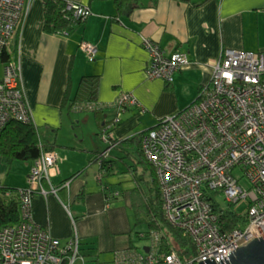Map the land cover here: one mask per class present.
I'll return each instance as SVG.
<instances>
[{
	"label": "crops",
	"instance_id": "obj_1",
	"mask_svg": "<svg viewBox=\"0 0 264 264\" xmlns=\"http://www.w3.org/2000/svg\"><path fill=\"white\" fill-rule=\"evenodd\" d=\"M68 1L87 4L93 10L71 33L46 32L43 1L34 0L18 27L19 34L12 37L19 40L16 57L33 122L41 142L57 153L52 180L60 186L59 196L50 193L46 198L37 192L33 213L64 244L78 232L85 259L77 261L86 264V256H91L100 264L108 258L117 262L119 251L137 240L133 235L131 188L136 185L135 173L141 169L132 167L137 164L132 139L156 126L162 117L193 102L200 88L211 80L212 63L225 47L264 51V0H206L198 5L185 0H132L133 6L119 5L116 0ZM148 40L169 53H188L190 62L176 71L172 82L148 77ZM85 41L99 48L95 58L91 59L81 45ZM86 74L99 75L98 101L104 106L100 111H90L93 117H86V121L93 118L95 122L96 137L90 141L83 132H72L71 114L76 110L63 106L69 85L70 98L75 97ZM185 84L194 89L186 92L188 100L183 96ZM123 92L133 93L140 103L119 106L116 103ZM117 115L119 123L106 139L102 134L104 125ZM103 159L112 161L113 174L105 176ZM24 161L11 164L25 167V172L24 178L10 183L6 173L11 165L0 156V184H25L34 161ZM123 168L134 173L131 179L135 185L128 190L118 185L123 178H114L126 172ZM66 181L70 185L64 186ZM104 182L122 191L110 204ZM106 252L110 253L102 255Z\"/></svg>",
	"mask_w": 264,
	"mask_h": 264
},
{
	"label": "built area",
	"instance_id": "obj_2",
	"mask_svg": "<svg viewBox=\"0 0 264 264\" xmlns=\"http://www.w3.org/2000/svg\"><path fill=\"white\" fill-rule=\"evenodd\" d=\"M33 1L0 0V130L12 120L33 121L21 65L16 58L4 57ZM67 7L78 20L92 12L81 2L68 1ZM146 44L149 78L173 81L176 71L191 60L186 52L169 53L152 40ZM81 45L90 58L99 52L91 42ZM212 67L211 80L195 100L166 115L143 135L142 144L156 168L167 217L197 243V263L214 257L222 264L230 251L264 237V52L225 47ZM139 103L133 93L123 92L116 104ZM56 163V152H44L34 161L25 184L17 187L24 218L0 227V264H75L78 258L85 259L77 231L64 244L49 225L34 218L37 192L46 198L50 193L59 196L52 180ZM68 185L70 181L64 186ZM215 190L236 207L248 204L244 228H224L211 194ZM69 213L76 230L70 208ZM117 263L186 264L177 251L163 254L162 259L157 251L147 255L119 251Z\"/></svg>",
	"mask_w": 264,
	"mask_h": 264
},
{
	"label": "trees",
	"instance_id": "obj_3",
	"mask_svg": "<svg viewBox=\"0 0 264 264\" xmlns=\"http://www.w3.org/2000/svg\"><path fill=\"white\" fill-rule=\"evenodd\" d=\"M42 1L45 8L44 30L49 33H71L79 23L89 16L79 20L76 19L74 11L67 7L68 0ZM116 1L119 5H134L132 0ZM185 1L198 5L204 3L206 0ZM18 42L19 40H17L14 49H11L12 45L11 43L9 44V48L5 50V58L13 57L17 59L16 51H18ZM164 80L167 83L172 82L166 79ZM99 86L100 77L98 74L84 75L75 92V97L70 98L69 93H71V85H69L63 100V106H66L71 111L97 112L102 110L104 106L100 105L98 101ZM91 104L95 105V107L91 108ZM127 106L129 107L130 105ZM110 122V126H107L109 124L106 122L102 131L106 139L112 136V128L119 123V120H117V117H114ZM146 132L145 130L132 139V142H134L136 146V150L133 151V154L137 161V164L134 163L132 167H135L134 170L141 169L140 173H135L134 179L136 180V185L131 188L132 205L135 211V226L144 224L149 228V231L144 233L137 232V234L143 239H153L151 249L152 251H157V255L160 259H162L165 253L177 251L187 264H197V260L194 263L191 262V260L197 258L199 254L194 237L184 228L172 223L166 215L164 198L156 168L143 149L142 139ZM51 150L52 146L41 142L38 127L33 121L23 122L12 120L0 130V156L3 157L9 166L16 160L35 161L44 152ZM111 162L107 159H103L102 161V166L105 169V176L115 172ZM148 173H150V176ZM104 184L105 196L107 202L110 204L112 199L118 198L119 195L122 194V191L114 187L111 182H104ZM20 185L23 184H0V227L14 221H21L24 216L20 194L17 192V187ZM118 191L120 192L119 194L117 193ZM211 194L214 196L213 199L215 204L221 207V221L225 229L244 228L248 224L249 219L247 213H241L236 207V204L228 201L226 203L224 201L226 199L220 197L217 190L213 191ZM156 237H159V239L157 240ZM82 250H84L83 247ZM126 250L135 251L142 255L148 254L145 253L146 250H143L137 243V240L132 241L131 247Z\"/></svg>",
	"mask_w": 264,
	"mask_h": 264
},
{
	"label": "rangeland",
	"instance_id": "obj_4",
	"mask_svg": "<svg viewBox=\"0 0 264 264\" xmlns=\"http://www.w3.org/2000/svg\"><path fill=\"white\" fill-rule=\"evenodd\" d=\"M29 13V12H28ZM17 40H18V38L17 37H14V38H12V40H10V42H11V49H14L15 48V45H16V43H17ZM8 48H9V45H8ZM264 52V51H263ZM15 53V52H14ZM8 58H11V57H8ZM218 59V58H217ZM216 59V60H217ZM185 93L183 94V96H184V98L186 99V100H188V95L186 94V92H189V93H192L193 92V87H192V85H188V84H185ZM190 102V101H189ZM188 102V103H189ZM190 104V103H189ZM184 109V108H183ZM183 109H180V110H183ZM180 110H177L176 112H178V111H180ZM176 112H174V113H176ZM172 114V113H171ZM72 116H73V118H74V120H73V122H72V124L70 123V125H72V127H74L75 129L72 131L75 135H76V133H80V132H83L85 135H86V137H87V139H88V141H90V139H93V137H96V135H94V132L93 131H96V129H95V122H94V119L92 118L90 121H86V117L88 116V115H91L92 117H93V113L92 112H90V111H81V112H78V111H74V113L73 114H71ZM165 117V116H164ZM164 117H162L161 118V120L164 118ZM78 119L79 120H81V121H79L78 122ZM149 125V124H148ZM151 129V128H150ZM150 129H148V130H150ZM147 130V131H148ZM93 132V133H92ZM98 133H99V131H98ZM74 139L75 138H77V137H73ZM99 138L100 139H102L101 137H100V135H99ZM15 162H17V164L18 163H22V162H25L26 163V161H24V160H17V161H14V163ZM17 164H14L13 166L11 165V167H9L8 168V170H7V173H6V177L7 178H9V182L10 183H12V182H14V183H17L21 178H24V170H25V167H23L22 168V166H21V168H18L17 167ZM123 170L124 171H126V172H121V173H119V174H117L116 176H114V178H115V180H119L120 178H123L124 179V181L122 182V183H120V184H118V185H122V187L125 189V190H128L130 187H132V186H134L135 185V181L134 180H132L131 178L133 177V175H134V173H133V175H132V172L131 171H127V170H125L124 168H123ZM157 172V171H156ZM12 175V177L10 178L9 177V175ZM149 174V176H150V173H148ZM17 176V177H16ZM110 178V177H109ZM92 179L94 180V179H96L95 178V176L93 175L92 176ZM117 182V181H116ZM223 199V198H222ZM224 200V199H223ZM226 203H227V201L226 200H224ZM215 204V203H214ZM247 207H248V204L245 202V203H242V204H239L238 205V209H239V211L241 212V213H246L247 212ZM215 208L217 209V210H219L220 211V208L221 207H219V206H217V205H215ZM134 213H135V211H134V209L132 210V216H133V222H134V233H133V235H135V237H136V239H137V243L140 245V246H143L142 247V249L143 250H146V252L145 253H151L152 252V246H151V243H153L152 242V238H140V236L137 234V232H142V233H144V232H147V231H149V228H148V226H146V225H144V224H142V225H138V226H135V215H134ZM23 218H24V216H23ZM22 218V219H23ZM34 218L36 219V217H35V215H34ZM37 223L39 222V223H42V222H40L38 219H36L35 220ZM17 221H14V222H11V223H16ZM19 222V221H18ZM8 224H10V223H8ZM42 224H44V223H42ZM156 235V234H155ZM160 237V236H159ZM159 237L157 238L156 237V239L158 240L159 239ZM259 238H261V237H259ZM146 243H150L149 245H146ZM144 244L146 245V246H144ZM153 245V244H152ZM129 248V247H128ZM128 248H126V249H128ZM126 249H123V250H120V253L121 252H124V251H126V252H129V250H126ZM82 252H83V250H82ZM110 253V252H109ZM108 252H106V254H102V255H108L109 254ZM112 260H114V259H112V258H108V259H104V260H101L102 262H101V264H117V262H115V261H112ZM197 260V258H194L193 260H191V262L192 263H194L195 261ZM76 264H83V260H81V259H79L78 261H77V263ZM86 264H100V262L99 261H95V260H92V258H91V256H86ZM187 264V263H186Z\"/></svg>",
	"mask_w": 264,
	"mask_h": 264
},
{
	"label": "water",
	"instance_id": "obj_5",
	"mask_svg": "<svg viewBox=\"0 0 264 264\" xmlns=\"http://www.w3.org/2000/svg\"><path fill=\"white\" fill-rule=\"evenodd\" d=\"M155 127V126H154ZM231 254L222 258V264H264V237L258 236L246 245L238 246ZM197 264H218L214 257L203 259Z\"/></svg>",
	"mask_w": 264,
	"mask_h": 264
}]
</instances>
